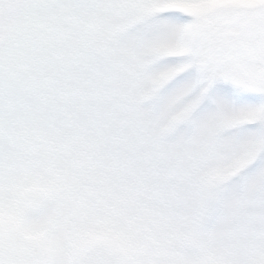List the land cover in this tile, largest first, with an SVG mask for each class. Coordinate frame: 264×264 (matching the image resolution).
<instances>
[{"label": "snow or ice", "instance_id": "1", "mask_svg": "<svg viewBox=\"0 0 264 264\" xmlns=\"http://www.w3.org/2000/svg\"><path fill=\"white\" fill-rule=\"evenodd\" d=\"M0 264H264V0H0Z\"/></svg>", "mask_w": 264, "mask_h": 264}]
</instances>
